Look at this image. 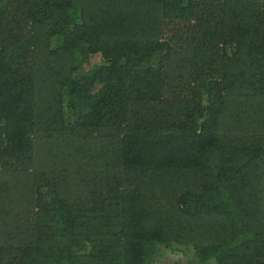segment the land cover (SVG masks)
<instances>
[{
	"label": "trees",
	"instance_id": "obj_1",
	"mask_svg": "<svg viewBox=\"0 0 264 264\" xmlns=\"http://www.w3.org/2000/svg\"><path fill=\"white\" fill-rule=\"evenodd\" d=\"M0 264H264V0H0Z\"/></svg>",
	"mask_w": 264,
	"mask_h": 264
},
{
	"label": "rangeland",
	"instance_id": "obj_2",
	"mask_svg": "<svg viewBox=\"0 0 264 264\" xmlns=\"http://www.w3.org/2000/svg\"><path fill=\"white\" fill-rule=\"evenodd\" d=\"M174 66H175V64H174ZM77 141H78V139L75 138L74 136L66 138L61 146H57L52 141L51 142L48 141L50 146H51L50 150L51 149L53 151L55 149L59 150V157L58 158H52L50 156L52 155L53 152L50 153L49 151H46L43 154L41 152H39V154L36 155L35 160H37V163H38V161H40L41 167H43V168H47V167L51 168V166H49L52 162L51 160H53V166L52 167L59 166L60 168H74L73 162H74L75 158L77 156H79V148L77 145ZM82 143H84V142H82ZM22 165L23 166L20 167L21 173L23 175H26V173H28L27 167L25 164H22ZM14 177H18V176H14Z\"/></svg>",
	"mask_w": 264,
	"mask_h": 264
}]
</instances>
